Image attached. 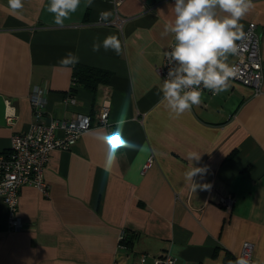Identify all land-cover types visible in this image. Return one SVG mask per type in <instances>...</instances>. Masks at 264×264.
<instances>
[{
  "label": "crops",
  "instance_id": "crops-1",
  "mask_svg": "<svg viewBox=\"0 0 264 264\" xmlns=\"http://www.w3.org/2000/svg\"><path fill=\"white\" fill-rule=\"evenodd\" d=\"M174 3L123 0L118 9L127 19L119 28L97 23L101 13L111 15L112 0H81L63 26L47 10L50 0H22L20 9L0 0V152L32 121L33 86L43 89L45 121L94 116L108 105V125L91 126L68 149H51L43 170L47 194L20 187L19 229L9 228L0 197V264L130 263L140 253H169L176 264H235L243 241L264 264V81L260 93L236 80L217 95L205 89L199 105L173 118L155 66L174 38L163 34ZM252 5L239 24L242 33L256 23L264 61V0ZM108 36L119 39L120 54L92 50ZM70 53L110 70L109 81L94 91L80 84L71 90L73 65L62 63ZM7 105L17 115L12 124ZM111 130L119 132L118 145L108 139ZM190 152L201 154L193 166L207 169L193 181L210 189L194 192L186 180ZM226 194L233 198L229 209L218 203Z\"/></svg>",
  "mask_w": 264,
  "mask_h": 264
},
{
  "label": "clouds",
  "instance_id": "clouds-1",
  "mask_svg": "<svg viewBox=\"0 0 264 264\" xmlns=\"http://www.w3.org/2000/svg\"><path fill=\"white\" fill-rule=\"evenodd\" d=\"M91 6L92 0H87ZM13 9L23 7L22 0H10ZM81 4V0H50L48 12L53 14L57 25L63 26L64 20L70 18ZM252 0H175L174 20L167 23L164 33L172 34L174 43L170 50L164 52L169 65L167 78L164 79L160 92L163 102L173 118H178L194 105L201 103L202 88L210 90L213 95L227 91L231 78L237 75V69L227 63L228 56L237 51L236 41L241 36L242 25L239 21L252 8ZM218 12L223 15H218ZM108 13H101L107 19ZM111 49L120 54L121 45L116 36H108L101 42H94L92 50ZM79 62L74 54L62 60L63 64ZM126 122L122 114L120 124ZM130 149L138 146L126 142ZM201 154L190 152L187 160L191 169L185 178L191 181L192 190L210 189L211 185H200L193 177L206 172V168L194 167L193 161L199 162ZM112 154H109L111 162ZM235 264H249L246 258H239Z\"/></svg>",
  "mask_w": 264,
  "mask_h": 264
},
{
  "label": "built area",
  "instance_id": "built-area-1",
  "mask_svg": "<svg viewBox=\"0 0 264 264\" xmlns=\"http://www.w3.org/2000/svg\"><path fill=\"white\" fill-rule=\"evenodd\" d=\"M122 1L112 0L110 17L103 19L100 14L97 23L120 28L127 19L118 9ZM256 27L254 21L247 22L240 38L236 41L237 51L232 54L233 61L230 66L237 69V75L230 81H239L251 87L254 93H260L262 81H264V61L260 56L259 34ZM173 43L174 38L166 46L164 52L170 50ZM164 52L161 62L155 66L156 72L163 81L167 78L169 68ZM203 90L205 89L202 88ZM210 93L212 92L210 91ZM29 102L33 116L32 121L26 129L12 133L9 149L0 152V197L7 206L8 226L11 229H19L23 222L21 216L17 214L19 190L22 185L30 184L44 194L48 193V185L44 179L43 170L51 149H68L86 129L94 125H108V105L106 103L94 116L79 112L69 119L45 121L42 116L46 99L41 87L33 86L31 88ZM16 118L14 109L7 105L6 123L12 124ZM57 128L62 129L61 135L56 134ZM116 133L114 130L110 131L111 141L114 145H118L121 141ZM151 161L152 157H149L144 163L142 171L151 164ZM232 202L233 198L230 194L219 196L218 203L226 209L230 208ZM124 236L125 232L122 230L118 237L119 245H122ZM252 250V243L243 241L236 261L239 258H246L249 264H259L253 257ZM112 264H176V258L169 253L160 256L140 253L130 263H120L115 260Z\"/></svg>",
  "mask_w": 264,
  "mask_h": 264
},
{
  "label": "trees",
  "instance_id": "trees-1",
  "mask_svg": "<svg viewBox=\"0 0 264 264\" xmlns=\"http://www.w3.org/2000/svg\"><path fill=\"white\" fill-rule=\"evenodd\" d=\"M110 76L111 71L106 68L78 62L72 66L71 90L75 88V84H80L94 91L98 84L107 83ZM124 240L125 238L122 239V242Z\"/></svg>",
  "mask_w": 264,
  "mask_h": 264
},
{
  "label": "snow or ice",
  "instance_id": "snow-or-ice-1",
  "mask_svg": "<svg viewBox=\"0 0 264 264\" xmlns=\"http://www.w3.org/2000/svg\"><path fill=\"white\" fill-rule=\"evenodd\" d=\"M117 135L119 134V132L116 133ZM109 140L111 139L110 137L108 138ZM113 151H115V149H113Z\"/></svg>",
  "mask_w": 264,
  "mask_h": 264
}]
</instances>
